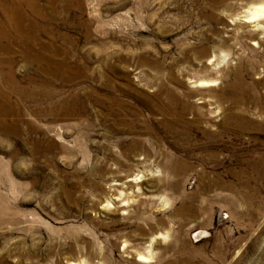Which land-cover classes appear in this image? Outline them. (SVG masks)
<instances>
[{
  "label": "rangeland",
  "instance_id": "obj_1",
  "mask_svg": "<svg viewBox=\"0 0 264 264\" xmlns=\"http://www.w3.org/2000/svg\"><path fill=\"white\" fill-rule=\"evenodd\" d=\"M261 1L0 0V264H264Z\"/></svg>",
  "mask_w": 264,
  "mask_h": 264
},
{
  "label": "bare ground",
  "instance_id": "obj_2",
  "mask_svg": "<svg viewBox=\"0 0 264 264\" xmlns=\"http://www.w3.org/2000/svg\"><path fill=\"white\" fill-rule=\"evenodd\" d=\"M27 6L28 7H32V10H33L34 15L41 16L40 9H39L38 5L35 4V2H32L31 5L27 4ZM243 17H244L243 20L245 22H255V25L258 26L259 19H261V18L264 17V1L258 2V3L254 4L251 7L249 6L247 8V10H246V13L243 15ZM11 22L12 21H10V18L9 17L7 18V22L0 19V40L1 39H9L10 38L9 27L12 25ZM18 30L19 29H17V31ZM21 32L22 31H19V33L17 34V36H18V39L17 40H20V41H21V39L23 37ZM37 34L38 33L35 32V33L32 34V36L33 37H36ZM211 81L212 80H202V82H211ZM0 96H1V92H0ZM137 259L138 260H145V259H147V256H145L143 254H139V256L137 257ZM71 264H76V263L75 262H71Z\"/></svg>",
  "mask_w": 264,
  "mask_h": 264
}]
</instances>
